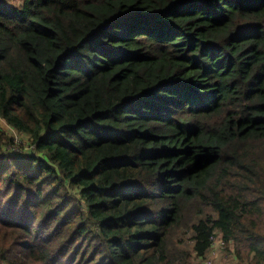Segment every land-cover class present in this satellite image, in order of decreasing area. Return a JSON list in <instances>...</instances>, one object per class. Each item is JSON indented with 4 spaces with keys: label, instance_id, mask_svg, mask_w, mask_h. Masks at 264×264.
<instances>
[{
    "label": "trees",
    "instance_id": "trees-1",
    "mask_svg": "<svg viewBox=\"0 0 264 264\" xmlns=\"http://www.w3.org/2000/svg\"><path fill=\"white\" fill-rule=\"evenodd\" d=\"M19 1L0 264H264V0Z\"/></svg>",
    "mask_w": 264,
    "mask_h": 264
},
{
    "label": "rangeland",
    "instance_id": "rangeland-1",
    "mask_svg": "<svg viewBox=\"0 0 264 264\" xmlns=\"http://www.w3.org/2000/svg\"><path fill=\"white\" fill-rule=\"evenodd\" d=\"M12 5L14 7L16 6H21V3L19 0H10ZM3 128L6 130V132L11 136L16 139V145L13 146L12 149H6L8 152V155H16V156H28L30 152L28 149H26L27 145V138L26 136L20 135L16 131H14L11 128ZM18 145L24 147L20 148ZM78 202L81 205V201L78 200ZM83 203V202H82ZM207 264H239V261L233 256V253L230 252L220 241L219 238H215L214 240V246L210 253L208 254V257L206 259Z\"/></svg>",
    "mask_w": 264,
    "mask_h": 264
},
{
    "label": "crops",
    "instance_id": "crops-1",
    "mask_svg": "<svg viewBox=\"0 0 264 264\" xmlns=\"http://www.w3.org/2000/svg\"><path fill=\"white\" fill-rule=\"evenodd\" d=\"M219 241L221 242V240L219 239ZM222 243V242H221Z\"/></svg>",
    "mask_w": 264,
    "mask_h": 264
},
{
    "label": "built area",
    "instance_id": "built-area-1",
    "mask_svg": "<svg viewBox=\"0 0 264 264\" xmlns=\"http://www.w3.org/2000/svg\"><path fill=\"white\" fill-rule=\"evenodd\" d=\"M214 240H215V238H214Z\"/></svg>",
    "mask_w": 264,
    "mask_h": 264
}]
</instances>
